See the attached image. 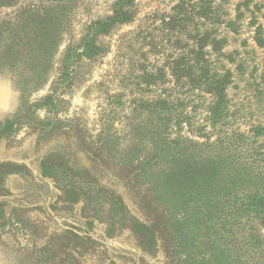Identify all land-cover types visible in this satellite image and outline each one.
I'll use <instances>...</instances> for the list:
<instances>
[{"label":"trees","instance_id":"16d2710c","mask_svg":"<svg viewBox=\"0 0 264 264\" xmlns=\"http://www.w3.org/2000/svg\"><path fill=\"white\" fill-rule=\"evenodd\" d=\"M230 1L168 0L164 7L144 12L141 0H112L109 14L83 23L79 39L67 44L58 58L49 93L26 109L28 124L36 122L38 109L56 112L80 64L101 60L111 51L107 38L124 25H135L115 40L112 70L100 85L113 99L107 102L108 114H122L125 136L142 147L133 145L120 167L125 184L133 188L143 174L155 175L153 190L170 193L173 206L188 210L197 221L201 236L187 240L185 254L175 251L172 242L171 262L180 256L184 264H264V126L242 129L233 123L237 118L229 97V89L240 81L264 93V56L255 51L264 47V5H253L258 14L253 9L246 14V6L231 16ZM66 6L65 0H0L1 73L10 71L12 59L23 52L7 43V33L54 28L57 19L66 16ZM247 18L249 25H257L251 36L256 47L244 36ZM25 55L33 61L46 57L47 63L40 60L45 74L54 50L50 45L27 48ZM158 56L165 58L162 63ZM255 61L261 63L257 76ZM116 79L121 90L111 93L109 85ZM51 120L44 123L51 127L40 138L52 132L60 118ZM20 123L17 116L0 121V138L18 130ZM55 156H44L41 168L58 179L61 163ZM65 187L71 201H77L79 192L70 182ZM87 192L96 195L89 186ZM110 192L99 202L124 209L121 197ZM134 228L154 248L156 232L143 223ZM222 242L228 253L212 261L215 243Z\"/></svg>","mask_w":264,"mask_h":264},{"label":"rangeland","instance_id":"374dc122","mask_svg":"<svg viewBox=\"0 0 264 264\" xmlns=\"http://www.w3.org/2000/svg\"><path fill=\"white\" fill-rule=\"evenodd\" d=\"M141 1L145 12L164 7L168 0ZM111 2L65 0L66 16L58 18L54 28L7 33V43L16 44L23 52L12 59L10 71L0 72V121L17 116L21 123L18 130L0 138V264H184L180 256L171 262L169 249L174 243V250L185 254L187 240L201 236L188 210L173 206L170 193L153 190L155 175L143 174L133 188L120 175V167L136 143L125 136L122 114H108L107 102L113 99L106 96L100 83L107 70H112L115 40L134 24L122 26L107 38L112 42L111 51L101 60L80 64L56 112L38 109L36 122L27 123L26 109L49 93L65 46L79 39L85 21L109 14ZM256 2L264 5V0H231V16L238 14L236 8L244 10L246 6V14L248 9L258 14ZM248 22L249 18L242 26L247 32L244 36L256 47L251 36L257 25ZM49 45L54 55L45 65L49 71L42 74L40 60L44 63L48 59L42 56L33 61L25 52L27 48L37 50ZM255 51L257 56H264V47H256ZM156 58L160 63L165 59ZM255 63L257 76L261 63ZM117 82L109 85L111 93L121 90ZM248 83L240 81L237 88L229 89L231 109L237 118L233 123L242 129L264 126V93L253 90ZM56 115L60 120L54 130L40 138L44 129L51 127L44 123ZM93 148L100 150L98 155L92 153ZM52 152L56 153L55 161L61 163L58 179L45 175L41 168L42 158ZM64 174L70 180H62ZM67 182L79 192L77 201H71ZM88 186L96 195H88ZM110 190L121 197L124 209L119 204L99 202L112 193ZM166 221H173V225ZM138 223L156 232L154 248L135 230ZM215 244L212 261L228 253L224 242Z\"/></svg>","mask_w":264,"mask_h":264}]
</instances>
